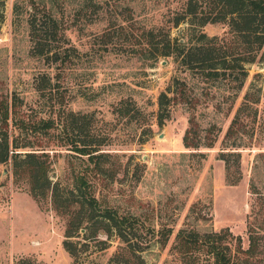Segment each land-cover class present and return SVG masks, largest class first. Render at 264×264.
I'll list each match as a JSON object with an SVG mask.
<instances>
[{"label": "rangeland", "instance_id": "rangeland-1", "mask_svg": "<svg viewBox=\"0 0 264 264\" xmlns=\"http://www.w3.org/2000/svg\"><path fill=\"white\" fill-rule=\"evenodd\" d=\"M184 1H110L100 20L82 21L80 29L66 31L74 56L60 79L57 64L31 55L28 0H0V95L19 97L27 118H55L60 93L62 108L88 114L89 133L104 139L99 153L106 154L103 181L92 180L95 195L139 222V237L132 240L136 256L114 234L100 233L89 240L74 238L81 252L73 258L62 246L66 218L56 214L49 201H34L26 179L15 182L10 164H0V264H16L20 258L39 264H184L173 251L175 236L184 228L199 233L229 230L241 238L244 251L251 234L257 238L255 249L236 258L241 264H264V57L246 64L241 91L229 80H208L187 70L174 56L149 59L142 44L148 39L144 31L154 30L158 47L166 36L180 42L188 37L186 23L173 25ZM108 28L110 38L104 42L100 35ZM226 30L222 23L203 28L218 37ZM173 78L185 81L199 101L193 109L172 106L170 118L159 125L158 96ZM248 89L259 96L256 112L243 115L237 133L227 136ZM192 116L198 146L187 147L183 137ZM56 132L38 137L45 142ZM47 148L52 182L72 188L86 158L75 153L71 143ZM165 229L172 233L162 248L159 233ZM231 246L234 249L235 242Z\"/></svg>", "mask_w": 264, "mask_h": 264}, {"label": "trees", "instance_id": "trees-1", "mask_svg": "<svg viewBox=\"0 0 264 264\" xmlns=\"http://www.w3.org/2000/svg\"><path fill=\"white\" fill-rule=\"evenodd\" d=\"M110 1L123 0H28L25 10L28 13L29 36L32 41L31 55L57 64V74H60V79L64 77L74 56L66 31L72 27L80 29L82 21L92 24L100 20ZM13 11L18 14V4H14ZM183 22L188 25V37L184 42L176 39L172 41L166 36L158 47L153 40L154 30L142 31L141 34L148 37L142 43L149 54L148 58L157 61L159 57L174 56L187 70H196L208 80H229L236 84V90L241 91L248 76L246 64L264 57V0H185L173 25L178 26ZM209 23L225 24L227 30L224 36H209L205 33L203 28ZM110 34L108 28L100 36L107 42ZM59 42L60 46L57 44ZM197 101V96L192 95L185 81L173 78L166 91L158 96V124L162 125L170 118L172 106L186 104L193 109ZM20 102L15 94L10 97L0 95V164H10L15 182L26 179L28 194L34 201H49L51 209L66 218L63 249L76 258L81 250L78 242H73L74 238L89 240L97 238L100 233L107 237L114 234L136 256V246L132 244V240L139 237L138 219L119 214L118 210L105 205L95 195L92 180L103 181V159L106 154L99 153V147L105 144L104 139L89 133V115L62 108L65 100L61 93L60 112L55 118H27L21 111ZM258 102L259 96L250 89L244 93L226 131L227 136L237 133L242 125L241 117L246 113L256 112L254 106ZM65 120L72 124L70 128L66 126ZM190 124L183 141L187 147H196L198 140L194 139L197 130L193 116ZM52 130H56L57 134L54 138L49 137L50 141L43 142L38 137L39 134H48ZM30 136L34 137V141H31ZM74 137L80 139L74 140ZM69 143L75 153L86 158V166L83 172L74 175L72 188H63L50 178L52 162L47 147H61ZM171 233L168 229L160 231L159 243L162 248L167 245ZM231 242H235L234 249ZM249 242L248 250L244 251L241 238L234 236L229 230L199 233L184 228L175 236L173 251L181 257L184 264H241L236 257L238 254H250L256 247L257 238L250 234ZM113 263L132 264L130 261L110 260L109 264ZM16 264L39 263L30 258H20Z\"/></svg>", "mask_w": 264, "mask_h": 264}]
</instances>
